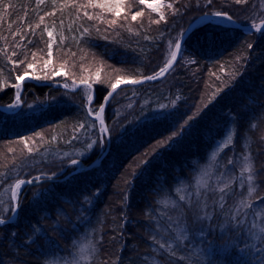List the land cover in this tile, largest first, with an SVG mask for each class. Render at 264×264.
Listing matches in <instances>:
<instances>
[{"label": "trees", "instance_id": "obj_1", "mask_svg": "<svg viewBox=\"0 0 264 264\" xmlns=\"http://www.w3.org/2000/svg\"><path fill=\"white\" fill-rule=\"evenodd\" d=\"M82 2L0 0V107L15 104L14 76L46 55L48 44L53 59L95 70L60 81L71 88L73 80L89 79L95 112L117 77L155 75L198 17L221 11L243 27L264 23V0H163L156 15L135 2L126 22ZM138 10L144 15L131 21ZM85 11L99 18L89 20ZM161 14L159 24L151 22ZM226 24L196 28L164 80L112 98L105 112L111 146L98 167L24 189L16 219L0 226V264H264V32L245 34ZM35 77L24 83L16 113L0 111V149L8 146L0 163L5 221L14 213L17 181L61 179L107 149L86 109L85 87L69 92L43 73ZM228 134L233 143L222 147ZM39 136L31 154L25 149L13 159L18 149L10 145ZM245 155L256 170L251 196L240 181Z\"/></svg>", "mask_w": 264, "mask_h": 264}, {"label": "snow or ice", "instance_id": "obj_2", "mask_svg": "<svg viewBox=\"0 0 264 264\" xmlns=\"http://www.w3.org/2000/svg\"><path fill=\"white\" fill-rule=\"evenodd\" d=\"M40 3H43V0H39ZM135 2L137 4H144L146 2V0H135ZM234 3L236 4H244V3H247L248 0H233ZM53 3H55V0H53ZM123 3V0H116L115 3H112L111 0H88L87 2V7H93V8H100L102 10H105L107 12H113L116 16H119L120 15V11H121V4ZM208 3L211 4L212 3V0H208ZM131 7V6H129ZM148 7L152 8V10L155 12V11H159L158 8L154 7L153 5H148ZM169 7H171V5H169ZM47 15H52L54 16L55 15V12H51V13H47ZM102 15V13H101ZM144 13L142 11H136L134 14L131 15L130 19L131 21H136L138 17H141L143 16ZM215 16L217 17H225L226 19L228 20H232V17L227 13V12H221V11H217L216 13H214ZM84 16L87 17L89 20L91 19H94V18H99V17H94V16H90L88 14L87 11L84 12ZM125 20H128V17L126 16L124 18ZM164 19V16L163 14L160 15V19H157V20H154V21H151L152 23H156V24H159L160 23V20H163ZM40 20L43 21V17H40ZM108 23L110 25H115L117 23V21L115 19L111 20V21H108ZM60 24L63 25V20L60 21ZM255 27H257L258 30H260L261 26L260 25H254ZM127 30L128 31H132V28L131 27H127ZM84 33H88L89 32V29L85 28L83 30ZM48 35L51 36L52 33L49 31L48 32ZM17 47H19V45H16ZM48 49L49 51L47 52V55L49 57H51L52 55V52H51V47L52 45L51 44H48ZM172 47L175 48V51H172L170 53V59H168L166 62H165V65L163 67H160L159 71L155 73V75L153 76H148V77H145V79H148V80H151V79H155L157 77H159L160 75L166 73L169 68H171L172 66V62L176 60L177 58V53L179 52V50L181 49V44L180 43H175L174 45H172ZM12 55H16V52H13ZM73 55H75V53H73ZM25 59H27V57H25L24 59H21L20 61H12V64L14 66H18L19 64H23L25 62ZM47 63H50V60L49 61H46L45 64ZM63 66V65H62ZM33 67V64L32 63H28L25 67V69L23 70L22 74H18V75H15L14 76V79L16 81H23L25 79V77L28 76V69L32 68ZM96 79L97 81H99V78H100V73L99 72H96ZM47 78V77H45ZM36 79H39V77H36ZM122 82H129V81H123V79L121 77H117L116 78V82L111 84V89L112 91L114 92L115 89L117 88V86L122 83ZM131 83H139L138 80H132L130 81ZM80 84L83 85L85 87V89L87 90V99L89 101H92L93 99V95H92V83L89 82V79H84V78H81L80 80ZM11 87H13L14 89H17L18 91L16 92L15 94V99L17 101V104L20 102V89H21V83L17 82V83H13L10 85ZM73 86H78L76 85V82L75 80H73ZM0 87H2V85H0ZM65 87H69V85L65 84ZM111 95V93H109V96ZM16 105H9V107H15ZM104 110V106L103 104L100 105L99 107V111L102 112ZM99 113L97 112V115ZM95 126V125H93ZM82 127V125H81ZM99 131L101 133V137L102 138H106V134L108 133L109 129L106 127L105 125V122L104 120H100V128H99ZM27 142V138H25V143ZM163 143V142H161ZM233 143V136L232 134H228L223 142V145L222 147H228L230 146L231 144ZM92 147V144H89L88 145V148H91ZM29 151H31V149H29ZM215 158V157H214ZM231 163V162H230ZM72 164L76 165L78 164V161L77 160H72ZM241 168H242V171H241V177H240V181H241V185H243L245 182H247L248 184V187H247V192L249 194V196H251L253 193H255L257 191V188H256V185H255V176H256V170H255V167L253 165V162H252V159L250 157V155H245L242 159V163H241ZM246 174V175H245ZM32 181H25V180H19L16 182L15 184V188H20L21 185L25 184V183H31ZM228 185L226 184L225 187L223 188H220L219 191L221 193H225L226 189H227ZM13 197H16L17 194L16 192H13L12 193ZM183 198V197H182ZM221 200H223V196L221 197ZM241 204L243 206H246L247 208H251L252 205L250 203H247V201H241ZM16 207L18 208L19 207V203L17 202L16 204ZM220 207L223 208L224 205L223 203L220 204ZM240 209L238 208L237 209V212H239ZM6 221L5 219H0V225H3L5 224ZM177 239L179 237H176ZM153 239L155 240V237H153ZM156 243L159 245V248L161 250H164V249H169V252L174 254V250H172L169 246V244L167 242H164V243H161L160 241H156Z\"/></svg>", "mask_w": 264, "mask_h": 264}, {"label": "rangeland", "instance_id": "obj_3", "mask_svg": "<svg viewBox=\"0 0 264 264\" xmlns=\"http://www.w3.org/2000/svg\"><path fill=\"white\" fill-rule=\"evenodd\" d=\"M162 1L163 0H146V2L144 3V4H141L142 5V7L143 8H145V9H147V10H149V11H151L154 15H156V14H158L159 13V11H153L152 10V8H150V7H148V5L150 4V5H153L154 7H156V8H159V7H161L162 6ZM87 2H88V0H84V2H82V4L84 3V5H81V4H79V6H81V7H83V8H85L86 7V4H87ZM111 2L112 3H115L116 2V0H111ZM135 5V1H133V0H123V3L121 4V11H120V14H122L121 15V17L122 18H124V17H126L127 16V12H129V13H131L130 11H132V9H133V6ZM129 6H131V7H129ZM93 8V7H92ZM91 8V9H92ZM98 10L100 9V8H97ZM105 10H103V12L101 11V12H99V15L102 13V16L104 15V13L106 14L107 13V15H109V14H111L113 17L115 16V17H117L113 12H107V11H105ZM123 11H124V13H123ZM119 18H120V16H119ZM122 18H120V20L122 19ZM108 19H110V18H107V20ZM122 20H124V21H122V22H126L125 21V19H122ZM194 22V21H193ZM215 23H218V24H221V25H223V26H228L227 24H226V22L225 21H219V22H215ZM228 23V22H227ZM192 24V23H191ZM190 24V25H191ZM229 24V23H228ZM263 24V23H262ZM189 25V26H190ZM203 25V24H202ZM201 26V25H200ZM189 28V27H188ZM188 28L185 30V32L188 30ZM198 28V27H197ZM185 32L183 33V35L185 34ZM183 35L181 36V38L179 39V42L181 41V39H182V37H183ZM178 42V43H179ZM175 51V50H174ZM51 52H52V55H51V57H49L47 54L46 55H44V56H42V57H38V58H35L34 60L32 59L31 60V62L30 63H32L33 64V67L32 68H30V69H28L27 71H28V76L27 77H25V79L23 80V81H18L19 83H21V89L19 90L20 91V102L17 104V101H15V104L14 105H16L15 107H5V108H2V107H0V111L1 112H3V113H16L17 112V110L22 106V99H21V96H22V92H23V86H24V83L25 82H32V83H36L35 81H37L38 79H36V77H35V74L36 75H38V74H41V73H43V75H44V79H45V77H47V78H52V83H49V84H52V85H54L55 87H59V88H61V89H63V90H65V91H69V92H75V91H77L82 85L81 84H78V83H76V85H78V86H73V85H71V88H69V87H65V84L66 83H60V81L65 77L66 79L68 78V77H73V76H79V75H82V74H86L88 71L89 72H91V74H92V72H94L95 73V70H93V69H82V68H80L79 67V61H77V60H73V62L72 63H70L68 60L69 59H67V61H65V60H63L62 59V57L60 58V57H56L55 59H53V56L55 55V54H53V51L51 50ZM172 52V51H171ZM170 52V53H171ZM170 53L168 54V59H170ZM183 55V54H182ZM48 57H49V59H48ZM182 57V56H181ZM61 59V60H60ZM181 59V58H180ZM179 59V60H180ZM50 60V63H47V64H45V62L46 61H49ZM179 62V61H178ZM69 63L71 64V65H69ZM178 64V63H177ZM63 65V66H62ZM86 68V67H85ZM86 71V72H85ZM113 75V74H112ZM112 75H107L106 76V78H111V76ZM122 83H124V82H122ZM122 83H120V84H122ZM92 90H93V86H92ZM86 98H87V93H86ZM88 100V99H87ZM93 102H94V95H93V99H92V101H89L88 100V105H87V107H86V109H87V111H88V113H89V115H90V118L92 119V120H94L93 118H97L98 116H99V114L97 115V112L98 113H100V111L99 110H96L95 112H93L92 111V104H93ZM108 107V106H107ZM107 109V108H106ZM94 121H96V120H94ZM97 122V125L100 127V123L98 122V121H96ZM106 123V122H105ZM110 135V134H109ZM42 136H39V137H37V138H35V139H33V140H31L30 142H18V143H16V144H12V145H10L11 147H13L14 149H18V152L16 153H14L15 154V156H13V159L14 160H16L18 157H20V154H23L24 152H25V149H27V153H29V154H31L30 153V151H29V149H31L32 150V148H33V145H34V143L33 142H35L34 140H40V138H41ZM107 139V138H106ZM225 140V139H224ZM224 140H223V142H224ZM223 142H222V144H221V146L223 145ZM33 144V145H32ZM8 146H6V145H4V146H2L1 147V149H0V163L4 160V161H6L5 160V158H6V154H4L3 153V151H5L6 152V148H7ZM22 149H24V150H22ZM9 151L11 150V148H9L8 149ZM104 154V153H103ZM12 159V160H13ZM11 160V161H12ZM28 160H31V162H34L35 160H33V157H30V159H28ZM97 161V160H96ZM95 161V162H96ZM30 162V163H31ZM39 161H37V163H38ZM92 165V164H91ZM30 167H32V165H30ZM36 180H44V178H40V177H38V178H36L35 180L34 179H31L30 181H36ZM25 184H23V185H21V187L20 188H15V186L12 188V191H11V200H12V202H13V206H14V211H15V207H16V204H17V202L19 203L20 202V199H21V196H22V194H23V192H24V189L26 188H23V186H24ZM13 192H16V194H17V196L16 197H13V195H12V193ZM3 196V198H2V201L5 203L6 202V196L5 195H2ZM7 201H8V199H7ZM14 214V213H13ZM16 219V218H15ZM8 221V220H7ZM13 222V221H12ZM0 226H3V225H0Z\"/></svg>", "mask_w": 264, "mask_h": 264}, {"label": "water", "instance_id": "obj_4", "mask_svg": "<svg viewBox=\"0 0 264 264\" xmlns=\"http://www.w3.org/2000/svg\"><path fill=\"white\" fill-rule=\"evenodd\" d=\"M219 21L228 22L233 28L238 29V30H241L245 34H260V33H263L264 32V23L263 24H260L261 28H260V30H258L257 27H243L239 23H237L236 21H234L233 19L232 20H228L225 17H217L215 15H203V16L198 17L194 22H192V24L189 26L188 30L183 35L181 41L179 42L181 44V49L177 53V58H176L175 61L172 62L171 68H169V70L166 73L160 75L159 77H157L155 79L148 80V79H145L144 78V79L138 80L139 83H131L129 81L127 83L124 82L122 84H119L117 86V88L115 89V91L113 92L111 90L109 92V93H111V95L109 96V94H108L107 97L105 98V101H104V104H103L104 110L99 113V116L97 118H93V119L96 120V121H98L99 123H100V120L101 119L104 120V122H105V112H106V108L109 105V103L112 100V98L120 90H123L125 88H130V87H140V86H143V85H147V84H151V83H157V82H160V81L164 80L167 77V75L174 69V67L177 65L179 59L181 58V56L183 54L184 44H185L187 38L189 37V35L197 27H199L202 24H205V23H215V22H219ZM105 125H106V123H105ZM106 127H107V125H106ZM106 138H107V149H106V151L101 156V158L98 159L96 162H94L92 165H90V166H83L82 165V166L78 167L76 170H74L73 172L69 173L68 175H66L65 177H63L61 179H44V180L32 181L31 183H25V185L23 186V188H25V187L39 186V185H42V184L47 183V182H49V183L63 182V181H66V180L70 179L71 177H73V176H75L77 174H80V173H83V172H86V171H90V170L95 169L96 167H98L101 164V162L103 161V159L105 158V156L107 155V153H108V151L110 149V146H111V138H110V135H109V131L106 134ZM18 211H19V207L18 208L15 207V211H14L13 216L8 221H6V223L3 224V225L9 224L12 221H14L15 218L17 217V215H18Z\"/></svg>", "mask_w": 264, "mask_h": 264}]
</instances>
